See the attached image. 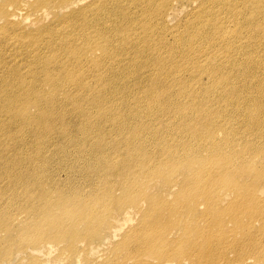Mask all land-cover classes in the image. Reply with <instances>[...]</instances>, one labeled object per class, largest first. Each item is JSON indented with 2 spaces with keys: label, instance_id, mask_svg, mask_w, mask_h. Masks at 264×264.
<instances>
[{
  "label": "bare ground",
  "instance_id": "obj_1",
  "mask_svg": "<svg viewBox=\"0 0 264 264\" xmlns=\"http://www.w3.org/2000/svg\"><path fill=\"white\" fill-rule=\"evenodd\" d=\"M106 1L114 10L107 11L108 15L118 17L111 21L112 29L104 30L100 26V10L95 15L81 12L72 17H75L72 23L78 24L77 27L74 25L65 33L56 34L58 41L52 39L54 34H50L53 41L49 42L48 48L39 44V34L30 35L26 47L19 44L0 45V217L7 215L11 218L22 210L34 215V201L38 200L44 204L48 216L46 222L51 223L46 228L42 225L36 229L37 233L26 238L25 243L17 242L21 240L19 234L23 231L9 239L1 238L0 262H9L13 256H21L30 258L26 264H39L36 256L42 251L34 244L41 241L51 244H46L47 249L51 250H56L57 241H65L66 249L71 252L69 257L78 252L75 243L81 235L65 231L72 219L63 211L55 215L53 209L60 211L70 204L75 208L74 217H82L87 212L86 200L89 196H80V188L67 182L66 189L62 183L53 185L51 196L44 199L43 184L48 177H45L43 168L47 163L44 156H39L41 143L34 147V136L36 129H39L36 126L58 124V120L52 117V111L57 105L59 92L64 93L66 89H73L74 94L66 92L64 101H81L93 96L99 114L107 112H100L103 104L116 108L118 103V112L122 104L117 97L116 103L106 99V93L116 89L126 102L123 111L132 114L124 116L123 122L116 118L104 125L89 124L87 118L81 115L84 110L76 114L75 120L79 118V123H82L80 127L87 128L88 132L94 130L105 137L108 130L105 127H114L111 130L118 136L128 131L127 128L131 127L129 121L138 116L141 128L135 133L142 137V144L132 145L130 138L124 139V144L129 155L135 154V150L143 151V183L145 179L147 183L151 176L157 177L158 171H153L156 164L169 173L162 185L146 184L149 190L155 187L159 192L164 190L165 195L162 192L161 197L145 198L140 185L137 187L130 180L126 185L110 183L106 188H100L99 193L98 188L92 187L99 209H107V200L113 202V207H108L103 217L99 211L81 218L80 222L86 227V236L91 240L95 238L91 233L94 224L108 219L113 212L128 216L130 209H136L142 204L141 201L147 200L148 211L141 220L140 235L134 231L132 234L136 236L130 235L122 240L120 246L129 248L121 255L123 260L120 262L118 259L119 264H125L127 260H132L134 264H146L145 257L148 256L155 261L154 264H236L238 259H253L254 262L248 264H264V248L260 246L264 240V194L261 193L264 192V168L256 169L257 165L253 163L258 156L250 155L252 143L244 140L251 137L264 146V83L257 80L258 77L264 78V72L257 74L256 78L251 74L256 62L264 65V59L262 62L257 60L259 48L256 45L264 46L261 42V37L264 38V0H215L213 8L206 3L203 5L205 8L202 7L192 17L195 20L190 21L184 31L182 28L178 32L165 24L168 0H129L135 6L143 7L142 17L130 12L124 0ZM72 2L75 1L34 0L30 6L37 9L39 4L48 7L56 3L63 8ZM104 8L107 9V6ZM0 12L3 13L2 5ZM230 18L234 27L239 24L236 30L223 25L229 23ZM96 20L97 23L91 26ZM94 26V33L89 34L88 31ZM126 31L130 35L122 34ZM114 36L122 37L120 44L114 43ZM170 36L172 40L175 39L173 43L166 40ZM243 36H246L243 48H251L256 53V61L252 53H247L244 60L237 59L242 52L235 56L240 46L236 45L240 42L238 38ZM45 49L49 51L48 54L43 53ZM204 54L203 61H206L208 54L212 55L211 60L200 65L198 59ZM168 62L172 64L170 67ZM143 67L152 72L155 70L158 77L153 73L149 77L150 84L146 85L145 95L140 96V102L130 104L126 86L121 85L114 75L140 73ZM182 69L190 72L187 73L189 78H194L199 72L211 77L206 90L199 93L194 91L192 80L179 76ZM238 71L246 76L230 79ZM105 76L106 81L101 82ZM169 76L175 79L171 87L163 86L161 89V77ZM238 79H249L252 84H258L263 93L258 89L260 93L251 99L242 96L241 92L249 89L237 84L235 80ZM135 81L139 82V77ZM199 114L202 120H195ZM239 115L242 117L240 121L235 120V116ZM219 116V120L213 119ZM161 117H170L171 121L178 119L179 122L162 130L152 123ZM237 121L244 127L238 131L233 127ZM221 133L222 137H219ZM183 135H189V139ZM86 137L83 145L75 146V151L81 150L84 145L96 151L93 156L89 154L83 160L93 161L99 151L121 156V141L110 146ZM148 138L152 139L157 152L154 145L149 148L145 146ZM187 151L194 154L189 156ZM82 153L79 151L73 158L68 154L63 166L70 164L72 168L73 159ZM263 158L264 155H261V160ZM105 165H109L107 160ZM31 167H34L33 171ZM84 169L87 168L83 161L79 169H73V173L83 176ZM108 170L102 168L104 173ZM120 172L121 176H125L130 170ZM132 178L135 179V176ZM102 181L107 183L105 177ZM115 186L121 188V198L113 194ZM172 194V200L164 198ZM10 226L5 228L0 222V235L13 231ZM63 229L66 235L62 234ZM86 245L89 244H84V247ZM66 249L58 248L61 252ZM228 253H232L233 258Z\"/></svg>",
  "mask_w": 264,
  "mask_h": 264
},
{
  "label": "rangeland",
  "instance_id": "obj_2",
  "mask_svg": "<svg viewBox=\"0 0 264 264\" xmlns=\"http://www.w3.org/2000/svg\"><path fill=\"white\" fill-rule=\"evenodd\" d=\"M73 1V0H70ZM75 2L70 3L69 5H66L65 7L61 8L57 5H51L48 7H45L43 4H39L36 7L37 9L31 8V3H34V0H0V8L1 5L3 7V13L0 12V45L3 47H7V45H15L18 44L20 47H26L28 40V37L32 34H39V44H42V46L45 45L46 48L50 46L49 42L56 40L58 41V37L56 34L59 32L65 33L67 30H70L74 27V25L77 27L78 24L72 23L75 20V17L77 14H80L81 12L86 13L87 15H95L99 10L101 15L100 17V26L104 30L112 29L113 26L111 24V21L118 19L112 18L108 15L107 11H114L110 6V2H107L106 0L101 2L100 0H74ZM215 0H168L167 4V12L166 17L164 18L165 24L168 25L171 29H174L175 32L181 31L183 28V31L185 27L190 23V21H194L192 17L194 16L197 11H201L203 8V5L206 3L212 7V4H214ZM123 5V3L121 2ZM98 5V6H97ZM125 7L130 11L133 12L135 15L142 17V11L143 7L140 5L135 6L132 4L129 0H124ZM107 6V9L104 7ZM44 7V8H42ZM203 7V8H202ZM213 8V7H212ZM22 9V10H19ZM86 9V10H85ZM14 12V15L12 13ZM3 14V15H2ZM7 15V19L6 18ZM3 16V17H1ZM230 22L227 24H223L225 27H229V29L236 30L239 24H237L235 27L233 26V20L230 18ZM77 22V20H76ZM242 23L244 22L242 18ZM94 23V22H92ZM91 23V24H92ZM97 23V20L94 24ZM112 26V27H111ZM95 27V26H94ZM93 28L88 31L89 34H93L94 30ZM46 30L49 31L46 33ZM79 30V29H78ZM41 32V33H40ZM54 34L55 37L52 39L50 38V34ZM70 33H72L70 31ZM122 34L130 35L129 32H124ZM35 35V36H37ZM122 37H113L114 43L120 44V39ZM168 38V35L166 36ZM168 41H171L173 43L175 41L172 40V37L170 36V39H166ZM240 42H237L236 45H240L237 47V51L235 53V56H238L241 52L242 54L237 57V59L244 60L245 55L247 53L253 54V59L256 61V53L251 51V48L244 49V45L246 44V36H243V38H238ZM261 42L264 43V38L261 37ZM118 44V45H119ZM29 45V44H28ZM257 48H259V58L257 60L259 62H262L264 59V46L256 44ZM30 46V45H29ZM117 46V45H116ZM31 47V46H30ZM135 50V46H133L132 51ZM165 51V50H164ZM44 54H48L49 51L46 49L43 51ZM224 54V52H221ZM82 55V53H81ZM212 55L208 54L206 56V61L211 60ZM205 59V54L202 55L198 60L200 65H204L206 61H203ZM226 59V57H225ZM105 65H110V63H106ZM172 64L171 62H168V67H170ZM114 68V67H113ZM254 69L251 71V74L254 75L253 77H257V74H261L264 72V65L254 64ZM106 69L103 70V74ZM156 74V78L158 77L157 72L154 70L152 72L151 70H148V68L143 67L140 69V73L132 74V73H123L114 75V78L120 80V84L126 86L127 88V96H128V103L135 104L140 102V96L145 95L146 93V85L150 84V79L152 75ZM189 71L182 69L179 73L180 77H184L186 79L192 80V89L196 91L197 93L201 91H205L206 87L211 82V77L206 76L204 73L199 72L194 78H189L188 74ZM40 73L39 75H41ZM185 75V76H182ZM238 76H246L242 71H238L237 73H234L232 75V78H237ZM106 78H101V82L106 81ZM139 77V82L135 81V79ZM249 77V76H247ZM135 78V79H134ZM161 89L163 86H169L171 87L172 81L175 80L171 76L168 78L161 77ZM148 79V80H147ZM264 79V78H262ZM258 77L257 80L259 82L264 83V80H262ZM235 82L238 84H243L244 86H247L249 89L247 92L244 90L241 92L242 96H246L249 99H251L253 96H257L260 91L263 93V91L258 87V84H252V81L249 79H242V80H235ZM48 89V88H47ZM196 89V90H195ZM245 89V88H244ZM260 91H259V90ZM172 91V90H171ZM66 92H70L74 94L73 89H66L63 93V91L59 92L58 94V101L56 107L52 111V117L58 120V124H55L54 126L51 125H44L43 127L36 126L39 129H36V135L34 136V147L36 148V145L41 143V149L39 151V156L45 158L47 166H44L43 171L46 173L45 177H48V180H46L43 185L45 186L43 197L44 199H47L51 196V187L55 184H63V188L66 189V186L72 184L74 186H78L80 188V196H89L86 205L87 212L82 216L89 215V214H96L100 211V216L103 217V213L105 211H108V207L111 209L113 207V202H110V200H107V209H99L98 203L96 202V194L93 192L92 187L99 189L106 188L110 183L114 185H118V183L127 184L128 181H132L133 185H136L137 187L140 185V190L143 194H145V198L147 196H157L160 195L163 192L165 195L164 190H160L158 187L153 188L152 190H149L146 188V184L148 185H162V181L167 178L169 173L167 171L161 170L159 165L156 164L154 166L153 171H158L157 177L151 176L148 178L147 183L146 179L144 180V183L142 181V177L145 176L144 169H143V151L135 150V154H128V149L125 146L124 142L128 138L131 140V144L136 146H139L142 144V137H139L135 131H137L138 128H141V120L139 117H135L133 120H130L129 125H131L130 128H127L128 131L123 132L122 134L116 136L114 132L111 130L114 127H105L108 128L107 132L105 133L106 136L103 137L99 132L90 130L88 132L87 128H81L80 125L82 123H79L81 121L79 118L78 120H75L78 112L80 110H84V113L81 114L82 116L86 117L87 122L89 124H100L104 125L107 124L110 120H116L118 118L120 121L123 122L124 116H130L132 115L130 111H123L126 102L123 98V95L120 91H116V89L110 90L108 93H106V99L114 101L115 102V96L117 97L118 102H120L121 110L117 112V109H119V104L116 103V108H110L107 105L103 104L100 108V112H103V110H107L105 114H99L97 111L98 109L95 108L97 106L96 103L92 100L93 96L87 97L85 100H74L69 99L64 101V94ZM174 95L177 94V92H173ZM42 107H44L43 104H41ZM47 106V104H46ZM87 106V108H83ZM134 107V106H133ZM95 110V111H93ZM34 111L36 112V109L34 108ZM90 111H93L92 113ZM95 113V114H93ZM201 113V111L199 112ZM50 114V111L49 113ZM200 114L195 117V120H202V116ZM205 118V117H204ZM219 117L213 118L214 120H219ZM242 118L241 115L235 116V120ZM240 121V119H239ZM235 122V125L233 126L235 130L243 129L240 122ZM78 122V123H77ZM177 120L171 121L170 117H161L160 119H154L152 123L156 125L159 129L166 130L167 128H170L173 123H178ZM126 126V125H125ZM127 127V126H126ZM136 129L131 130L130 129ZM142 132V130L140 129ZM175 131V130H174ZM171 131V132H174ZM129 132L131 134H134L133 136H130ZM86 136H90L92 140L101 141L100 143H107L110 146H113V144H116L117 141H121L120 146V155L124 157V159L119 155H108L107 152L104 154L102 151H99L96 153L95 159L92 161L91 159L89 161L83 160L84 157L91 154L93 156L95 154L96 149H93L92 147H84L87 145H84L81 150L83 153L79 156H76L73 159L72 168L74 170L79 169L83 161L85 162V167L87 169L83 170V176L75 175L73 173V169L71 168L70 164H67L66 166H63L64 159L68 157V154H71L72 158L73 156L78 153L79 151H75L76 147L78 145H83V140L87 139ZM186 137V139H189V135H183ZM219 137H222V133L219 135ZM100 140H98V139ZM125 139V140H124ZM245 142L247 140L251 141L253 151L250 153V155L258 156L256 160H254L253 164H256V169H263L264 168V158L261 160V155H264V146H262L261 143H257L255 140H252V138L244 139ZM70 141H72L71 144ZM158 142V141H157ZM242 143V141L239 142V146ZM259 144V145H258ZM151 145H154L153 147L156 149V152L158 149L156 148L155 144L152 142L151 138H148V141H146L145 146L151 147ZM160 146V145H157ZM34 148V149H35ZM152 153H156L151 151ZM185 152V151H184ZM187 155H193V152H186ZM142 154V155H140ZM71 158V159H72ZM105 160L108 161L109 165H105ZM103 169H110L106 173L102 171ZM122 168V170L120 169ZM34 167H31V170L33 171ZM128 175L121 176V173H118V171H129ZM44 173V174H45ZM81 173V174H82ZM132 176H135V179L132 178ZM156 176V175H155ZM73 177V178H72ZM104 177L107 179V183H103ZM68 182V183H67ZM66 185V186H65ZM160 185V186H161ZM120 187L115 186L113 189V194L117 198L122 197V190ZM176 190V189H175ZM264 194V192H261ZM260 193V194H261ZM173 194L169 195V197L164 198L166 200H172ZM140 206L136 209H130V213L128 216H124V213H115L111 214V216L108 219H103L102 221L95 223L93 228L91 229V233L95 235V238L92 240L89 239L86 234L87 231L84 229L86 228L83 222H80L82 217L75 216L73 214L74 207L70 206V204L66 207H62L61 210L55 208L53 209V212L55 215H60L63 212H66L68 216L72 219L69 225L68 230L63 229L62 234L66 235L64 230L68 233L72 232H78L81 237H79V240L75 243V247L77 248L78 252H74L71 257H69L70 251L66 249V242L63 241H57L56 250L47 249V245L49 243L45 244L44 242H39L37 244H34L35 246L39 247V250L42 251L40 254H38L36 257L39 264H105L107 262H112V264H119V258L121 255H124L125 251L129 247H122L120 246V243L122 240L124 241L128 236H136L140 235L139 226L141 223L143 216L146 215V212L148 211V202L147 200L141 201ZM36 213L33 214H27L26 210H22V212H19L17 214H13L11 218H8V216H2L0 217V222L5 226L11 225L10 227L13 228V231H8L9 233H2L1 238L9 239L10 237H15L16 233H20L23 231V233H20L21 240H18L17 242L25 243L27 242L26 238L32 237L33 233H37L36 229H40L42 225L46 228L49 224L46 220L48 216L45 214L44 211V204L41 201H34ZM78 206V205H77ZM188 219V218H184ZM191 221V218H189L188 222ZM73 224V226H72ZM169 225V224H168ZM229 226H232L229 224ZM255 230L258 231V226L255 224ZM27 229V230H26ZM84 230V231H83ZM72 231V232H71ZM135 231V234H132ZM47 233H50L49 230H47ZM56 234V232H55ZM60 234V232H59ZM57 235V234H56ZM234 235V234H233ZM240 236V234L238 235ZM44 243V244H43ZM84 244H89L84 247ZM52 246L51 244H49ZM260 246L264 248V240L262 243H260ZM64 248L65 251L58 250V248ZM80 249H83L81 251ZM230 258H233L232 253L227 254ZM30 258H21V256H13L10 261H2L0 264H26L27 260ZM123 260V258H120V262ZM22 261V263H20ZM146 264H154V260L151 257H145ZM217 261V260H214ZM25 262V263H24ZM236 264H248L247 262H254L253 259H244V260H237ZM125 264H134L132 260H127ZM171 264V263H169Z\"/></svg>",
  "mask_w": 264,
  "mask_h": 264
}]
</instances>
